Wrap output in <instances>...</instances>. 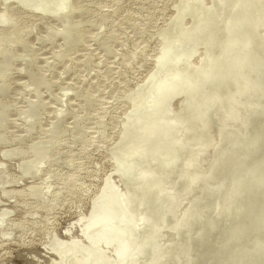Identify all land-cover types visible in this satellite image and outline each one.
<instances>
[{
    "label": "bare ground",
    "instance_id": "obj_1",
    "mask_svg": "<svg viewBox=\"0 0 264 264\" xmlns=\"http://www.w3.org/2000/svg\"><path fill=\"white\" fill-rule=\"evenodd\" d=\"M113 102L128 108L104 127ZM101 148L113 173L89 212L59 227L60 208L92 188ZM206 150L208 170L190 173ZM256 228L264 0H0V264L13 246L34 247L35 264H195ZM246 257L264 264V236L229 264Z\"/></svg>",
    "mask_w": 264,
    "mask_h": 264
},
{
    "label": "rangeland",
    "instance_id": "obj_2",
    "mask_svg": "<svg viewBox=\"0 0 264 264\" xmlns=\"http://www.w3.org/2000/svg\"><path fill=\"white\" fill-rule=\"evenodd\" d=\"M172 10H174V6H170V8H169V12H166L165 14H164V17L165 18H168V14L170 13V12H173ZM160 24H161V21H158L154 26H156V27H159L160 26ZM30 36H35V32L33 33V35H29V37ZM149 45H147V47H146V51L147 52H149V51H151V48H152V45H153V41L151 40L149 43H148ZM150 54L152 53V52H149ZM118 62H119V60H116V64L115 65H117L118 64ZM126 73H128V71L126 72ZM138 73H140V74H138ZM69 74H71V70H69L68 71V74H66V75H69ZM95 73H90V76L92 75H94ZM138 74V75H137ZM74 76V78L75 77H77L76 76V74H74L73 75ZM89 75H88V77H90ZM140 76V77H139ZM143 76V77H142ZM87 76H86V78H88ZM134 77H135V80L136 81H133L132 80V82H133V85L135 84V82H138V80L139 81H141V78L143 79L144 78V73H143V70H142V73H141V71H138V72H136V74L134 73ZM137 77V78H136ZM116 80V79H115ZM115 80H113V82L111 83V82H109L108 83V85H111V86H107L106 87V89H105V91L106 92H110V90H112L113 89V87H114V85H115V83H116V81ZM93 81H95V82H97V78H93L92 80H91V82L92 83H95V82H93ZM86 81H84V83H85ZM115 82V83H114ZM131 82V83H132ZM113 84V85H112ZM244 98V97H243ZM128 105H126V107H127ZM107 107H108V109L109 110H107V112L104 110L103 111V114H104V116L105 117H107V118H105V117H103V126L104 127H106V124H108L107 125V127L109 126V121H108V118H110V115H111V113L112 112H115V114H117V115H119V116H121L124 112H122V110H124V111H126L127 110V108L126 107H121V108H119V109H115V102H113V108L110 106L109 107V105H106L105 106V108L104 109H107ZM126 108V109H125ZM112 109V110H111ZM110 110H111V112H110ZM115 110V111H114ZM120 110V111H119ZM117 111H118V113H120V114H118L117 113ZM240 111H242L241 109H240ZM219 114H216V117L217 118H221L222 116L223 117H225L223 114H221L220 112H218ZM109 114V115H108ZM122 117H123V115H122ZM232 125L233 126H236L235 125V123H232ZM209 130H210V132L211 133H216L217 131H218V126L215 124V123H212L211 125H210V127H209ZM117 135L116 136H113V138L111 139V142H112V144L114 143V142H116L117 141ZM114 141V142H113ZM111 144V145H112ZM110 143L108 142V144H107V147L109 148L110 146ZM226 144H225V141L224 140H221L220 142H218L216 145H215V148H216V154L215 155H218V153H219V150L220 149H222V148H224V146H225ZM100 153H99V152ZM98 151H95L94 152V154L92 155V157L90 158V161H91V165H93V167H95V169H97L98 170V172H96V173H93V175H91L90 177H87V179H86V184H90V183H92V188L88 191V192H85V191H80L81 192V194H82V197H83V201L81 200V203H77V207H72L73 205H71V207H69V208H71V209H68L67 208V206H64V207H61L60 209H62L63 211H61V212H59L58 214H57V218L59 219V227H65V226H67V225H69V224H71V223H74L76 220H78L80 217L78 216V213L80 212V213H83V214H87L88 212H89V209H90V201H91V198H92V196H94V194L97 192V191H99V189L101 188L100 186H102L101 184L103 183V181H104V179H105V177L107 176V175H109V174H112L113 173V168H114V165H113V163H114V161H112L111 160V156H108L107 155V151L105 150L104 151V148H101L100 150H98ZM210 150H206V151H204L203 153H200L199 155H198V157H197V162H196V164H195V168L193 169V170H190V173H192V172H194V171H200V172H206L207 170H208V168H209V166H210V164H211V161H212V158H210L209 156H210ZM213 152V151H212ZM110 155V154H109ZM211 160H210V159ZM203 165V166H202ZM99 188V189H98ZM97 189V190H96ZM200 189H201V185L198 183V184H196L195 185V187L192 189V191L190 192V193H188L186 196H185V198L182 200V202H186V205H185V207H187V205H189L190 204V202L198 195V193L200 192ZM86 195H90L91 197H89V198H87V196ZM229 197H227L226 199H228ZM187 201H189V203L187 202ZM76 202V201H75ZM74 202V203H75ZM88 211V212H87ZM257 229V230H256ZM256 229H253L252 231H251V236L250 237H248V238H243V239H241V238H237V239H235L234 241H232L231 243H229L228 245L227 244H223V245H218V246H216V247H212L208 252H206L203 256H201V257H199L198 258V260L195 262V264H227V262H228V264H229V260L231 259V256H232V254H233V252L237 249V248H244V247H247L248 245H249V243H250V241L252 240V239H254L255 237H257L258 235H260L261 237L262 236H264V231H262L263 229H261V230H259V228H256ZM256 230V231H255ZM253 237V238H252ZM241 239V240H240ZM235 243V244H234ZM235 245H236V247H235ZM247 245V246H246ZM239 246V247H238ZM240 246H242V247H240ZM244 246V247H243ZM14 247V250H13V252H12V254L9 256V257H7L6 258V260L4 261V263L5 264H35V262L33 261V260H31V259H29V258H27L26 256H28V255H31L32 254V251L33 250H35V248L34 247H27V248H23V247H16V246H13ZM36 247V246H35ZM218 247V248H217ZM222 249H221V248ZM226 249H225V248ZM234 247V248H233ZM225 249V250H224ZM216 250H217V252H216ZM219 250V251H218ZM224 250V251H223ZM228 251V252H227ZM233 251V252H232ZM222 252V253H221ZM227 252V253H226ZM231 252V253H230ZM213 253V254H212ZM211 254V255H210ZM219 255V256H218ZM210 256V257H209ZM217 258H216V257ZM227 256H228V258H227ZM230 256V257H229ZM220 257H222V258H220ZM212 258H214L215 259V261L214 260H212ZM210 261H209V260ZM221 259V260H220ZM212 260V261H211ZM254 259L252 258V257H246L245 258V260H244V262L242 263V264H249L250 262V264H263V259H260V258H258V259H255V261H253ZM208 261V262H207ZM214 261V262H213ZM217 261H219V262H217ZM224 261V262H223ZM227 261V262H226ZM210 262V263H209ZM252 262H254V263H252Z\"/></svg>",
    "mask_w": 264,
    "mask_h": 264
}]
</instances>
